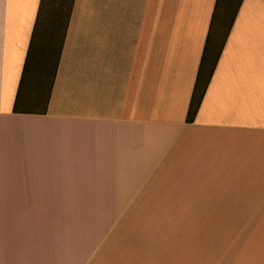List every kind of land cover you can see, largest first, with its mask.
Masks as SVG:
<instances>
[{
  "label": "crops",
  "instance_id": "crops-1",
  "mask_svg": "<svg viewBox=\"0 0 264 264\" xmlns=\"http://www.w3.org/2000/svg\"><path fill=\"white\" fill-rule=\"evenodd\" d=\"M216 1L73 0L46 111L16 113L41 0H0V264H77L73 220L32 208L264 222V0H242L186 120Z\"/></svg>",
  "mask_w": 264,
  "mask_h": 264
},
{
  "label": "rangeland",
  "instance_id": "rangeland-1",
  "mask_svg": "<svg viewBox=\"0 0 264 264\" xmlns=\"http://www.w3.org/2000/svg\"><path fill=\"white\" fill-rule=\"evenodd\" d=\"M32 209L73 220L61 246L79 248L77 264H264V222L217 221L189 207Z\"/></svg>",
  "mask_w": 264,
  "mask_h": 264
},
{
  "label": "trees",
  "instance_id": "trees-1",
  "mask_svg": "<svg viewBox=\"0 0 264 264\" xmlns=\"http://www.w3.org/2000/svg\"><path fill=\"white\" fill-rule=\"evenodd\" d=\"M241 2L242 0L216 1L187 111V122L194 119L199 109ZM72 5L73 0H41L32 41L19 84L14 112L44 113L46 111ZM26 87L31 90V94L35 93L28 101L21 99L22 92ZM33 102L35 108L30 109Z\"/></svg>",
  "mask_w": 264,
  "mask_h": 264
}]
</instances>
